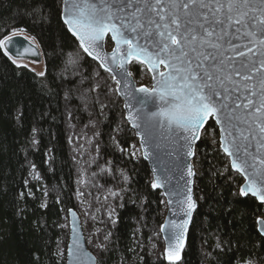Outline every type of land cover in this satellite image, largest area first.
<instances>
[{"label": "trees", "instance_id": "1", "mask_svg": "<svg viewBox=\"0 0 264 264\" xmlns=\"http://www.w3.org/2000/svg\"><path fill=\"white\" fill-rule=\"evenodd\" d=\"M19 31L40 49L44 73L15 65L0 46V264H64L63 220L69 208L76 211L79 162L95 171L102 197L116 190L109 209L95 192L99 246L93 249L84 233L97 264H264L256 231L264 206L234 195L241 178L220 151L212 121L195 147L197 207L185 247L179 262L168 263L160 249L162 196L150 186L146 163L129 150L135 138L111 76L67 32L60 0H0V41ZM140 68L130 66L137 79ZM75 137L88 143L80 161Z\"/></svg>", "mask_w": 264, "mask_h": 264}, {"label": "snow or ice", "instance_id": "2", "mask_svg": "<svg viewBox=\"0 0 264 264\" xmlns=\"http://www.w3.org/2000/svg\"><path fill=\"white\" fill-rule=\"evenodd\" d=\"M61 4L63 23L83 51L106 71L119 69L113 75L120 76L118 85L131 88L126 65L133 60L146 64L156 74L154 79L159 77L151 90L141 87L124 93L132 127L140 130L142 146L153 149L145 150V158L162 161L165 142L180 141V148L188 149L186 155H193L200 129L214 117L221 125L222 147L233 157L232 168L247 179L234 195L251 193L264 202V0H61ZM37 11L34 3L32 14ZM109 33L116 45L110 60L100 54ZM253 141L255 152L249 151ZM169 171L167 166L161 169L151 187L169 185L168 204L190 219L196 207L191 188L185 192L179 181L171 185ZM187 175H194L191 165ZM189 219L162 226L170 262L180 259ZM79 252L77 243L76 253L69 255L83 264Z\"/></svg>", "mask_w": 264, "mask_h": 264}, {"label": "water", "instance_id": "3", "mask_svg": "<svg viewBox=\"0 0 264 264\" xmlns=\"http://www.w3.org/2000/svg\"><path fill=\"white\" fill-rule=\"evenodd\" d=\"M60 19L62 24L64 25L65 29L67 30V32L74 38V40L77 42L78 46L79 45V41L72 35L71 31L69 30L68 26L66 24L63 23V17H62V4L60 3ZM3 45L1 46L2 50L5 52V54L7 56H9L11 59L14 60H19V59H25V60H31V61H35V62H40L42 60V54L40 52V49L38 48V46L33 42V40L26 34H15L12 36H9L7 38H5L3 40ZM110 42L111 43V48L110 49H106V43ZM236 43H242L241 41H237ZM116 45H115V41H113L111 39V34L109 33L107 36H105L104 41H103V48L100 51V54L102 56H107L109 58V60L111 59V54L113 52V50L115 49ZM126 47V46H124ZM81 51L92 61H94L103 71H105L106 73H108L113 82L115 83V92L116 95L118 96V98L121 101L122 104V110H123V114H124V120L127 123V125L129 126V128L132 130L135 139L137 140V144L139 147V151H140V157L141 159L146 163L148 171L150 173L151 176V184L152 181L155 179L156 175L160 173V170L163 169L165 166H167L170 171L168 173H166L167 175L171 176V185H176L177 182L179 181V183L181 185H184V190L185 192L187 191V188H191V195H192V199L195 202V205L197 207V202L195 199V194H194V177H195V172H194V166L192 163V159L194 157V152H195V147L197 142L200 139V133L202 132V130L205 128L206 124L209 121H212L213 124L215 125L216 129H217V133H218V146L220 151L223 153V155L227 158L228 160V164L229 167L231 169L232 172L236 173L238 176H240V178L242 179V183L239 186L242 187L244 185H246L247 183V179L246 176L237 171L236 169H233L231 166V162L233 157H230L225 151L224 148L222 147V141H221V137H222V132H221V125L217 124L215 121L214 117H209L207 118L204 126L200 129L199 132V139L195 140L193 145H192V152L193 155L191 156H187L186 153L188 151L187 148H180V144L183 143V141H180L179 143L176 144H169L168 142H165V147L162 148L161 151V156H162V161H156L154 158H152L151 156L149 158H145V156L143 155V153L145 152V150H148L149 152H152L153 149L148 145V144H144L142 146V136L140 133V130L132 127V122L128 119V115H129V109L125 107V103H126V96L124 95V93L126 91H132L133 89H139L141 87L147 88L149 90H151L156 83V79H158L159 77L157 76L156 79H154L153 77L156 76V74L152 71H150L148 69V66L146 64H143L139 61L133 60L132 62L138 63L140 65H142L145 70L148 72L149 76H150V87H146V86H137L134 80L133 75H131V77H129V80L131 82V88L129 89H125L123 87V83H121L120 85L117 84V81L120 80V76L117 74L116 78L113 79V75L115 73L119 72V69H115V73L114 72H109L105 70V67H101V63L99 60L95 59L92 56H89L87 53H85L83 51V49L80 47ZM229 55H231V53H229ZM237 60H239V57L236 58ZM131 62V63H132ZM131 63H128L126 65L128 71L130 72V65ZM161 71H163L164 69L161 68ZM120 88V91L117 92L116 89ZM137 96L142 95L141 93H136ZM135 102L133 101V104ZM138 107V106H136ZM152 110H155L154 108ZM132 112L136 111V108H133L131 110ZM173 152L172 156H165L164 152ZM249 151L255 152V142L253 141L252 147L249 149ZM178 153V155H177ZM187 165H191L192 171L194 173V175L192 176H188L187 175ZM181 169L183 170V174H184V179L181 180L180 179V171ZM185 181H190V184H186ZM169 185H165L164 187L161 188H153L154 190H157L158 192H160L162 199L164 200V204H165V213H164V217L162 220V223L159 226V234L163 243V258L166 262L168 263H177L180 261L181 256H182V251L185 247V243H186V239H187V233L191 224V220L194 214L195 209L192 211L191 214V218L189 219L188 217L184 216L182 213H180L178 211V209L176 208L175 204H168V200L169 197L165 194L166 192V188H168ZM249 197L253 198L258 204H261L264 206V202L260 201L258 199V197L253 196L251 193H249L248 195ZM175 200V198H173ZM173 212H176V215H173ZM67 228H68V238H67V244H66V249H65V257H64V264H77V259L76 256H70L69 252L72 251L74 254L76 253V244L78 243L80 246V259L83 261V264H97V260L96 257L93 255V253L88 249L87 247V243H86V239H85V235L83 232V228L81 225V221L79 218L78 213L75 211V209L73 208H69L67 210ZM184 219H189V223L187 225V231L184 233V239H183V248L180 250L179 255H180V259L178 261H172L170 262L167 257H166V250L169 246V242L167 239V232L166 231H162V226H166L168 224V222L170 220H176L177 222H180ZM260 220H264L263 218H259ZM256 230L258 232V234L264 238V224L260 223L258 221V219L256 220ZM89 257H91V260H89Z\"/></svg>", "mask_w": 264, "mask_h": 264}, {"label": "rangeland", "instance_id": "4", "mask_svg": "<svg viewBox=\"0 0 264 264\" xmlns=\"http://www.w3.org/2000/svg\"><path fill=\"white\" fill-rule=\"evenodd\" d=\"M60 3H61V0H60ZM16 33H20V31L16 32ZM110 48H111V43L107 42L106 43V49H110ZM12 61H15V63L14 62L13 63L17 66L19 65V66H24V67L28 68L29 70L34 72L37 76H42L44 73V61L43 60H41L40 62H35V61L25 60V59L12 60ZM68 62H69V60L66 62V68L69 67ZM133 63H135V62H132L131 65H133ZM136 64H138V63H136ZM138 65H140V64H138ZM140 66H141V68L138 71V73L140 74L139 78L137 79L135 76H133L135 83L137 86L150 87V76H149L148 72L145 70V68L142 65H140ZM79 99L82 100L81 97ZM82 133H83V135H86V133H88V131L82 132ZM201 133H200V135H201ZM208 133H209V136H213L214 135L213 129L209 128ZM79 135H81V134H79ZM133 136H134V134H133ZM75 138H76L75 141L78 144V146L80 145L79 146L80 149H78V153H79L78 161H80L82 158L81 154L88 153V150H89V148L87 147L88 143L85 141L84 137H75ZM77 138H79V139H77ZM89 138L90 137H88V139ZM129 150H130L132 155L140 156V151H139L136 139H135L134 143L129 144ZM79 163L80 164H78V171H77L76 180H75V184H76L75 194H76V200H77L76 212L79 215L83 231L87 237V243L90 244V246L93 249H95V247H98L100 244L99 239H97L98 235L95 234L97 232L96 228L98 227L97 221L95 224V192L97 194H99L98 195L99 197H101L100 201H103L105 203V205L107 206V209H109L111 207V198H113L114 200L116 199V198H114V196L116 194V190L110 191V189H109V191H107V196H109V197H107V196L102 197L101 193L98 192V190H100V189L95 186L96 185L95 184V171L92 170L90 173L89 171H87L86 167L85 168L83 167V162H79ZM192 163L194 166V160L193 159H192ZM79 173H80V175H79ZM241 183H242V180H241L240 184ZM240 184H239V186H240ZM97 185H98V183H97ZM100 201H98V204H101ZM164 213H165V210H164ZM63 222L67 225V223H68L67 222V215L64 218ZM153 247L155 248V250L158 249L156 246H153ZM63 249L64 248H62L60 242H58V244L55 248V251L59 257L63 256ZM160 249H161L162 256H163V250H164L163 243L161 244ZM64 251H65V249H64Z\"/></svg>", "mask_w": 264, "mask_h": 264}, {"label": "bare ground", "instance_id": "5", "mask_svg": "<svg viewBox=\"0 0 264 264\" xmlns=\"http://www.w3.org/2000/svg\"><path fill=\"white\" fill-rule=\"evenodd\" d=\"M20 33H22V34H25V33H23V32H20ZM20 33H14L13 35H15V34H20ZM12 36V35H11ZM12 60H14V59H12ZM19 60H22V59H19ZM121 108H122V104H121ZM122 112H123V110H122ZM123 117H124V114H123ZM125 121V120H124ZM216 128V127H215ZM216 132H217V129H216ZM217 138H218V133H217ZM218 140V139H217ZM138 145V144H137ZM139 148V147H138ZM240 177V176H239ZM242 180V179H241ZM241 185V184H240ZM150 186H151V176H150ZM152 188V187H151ZM153 189V188H152ZM162 201H163V203H164V200L162 199ZM164 206H165V204H164ZM163 220V219H162ZM161 223H162V221H161ZM257 231V230H256ZM258 233V232H257ZM67 244V243H66ZM66 249V248H65ZM64 257H65V253H64Z\"/></svg>", "mask_w": 264, "mask_h": 264}]
</instances>
